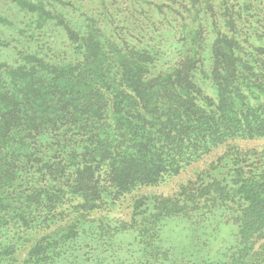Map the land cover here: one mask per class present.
Listing matches in <instances>:
<instances>
[{"label":"trees","instance_id":"trees-1","mask_svg":"<svg viewBox=\"0 0 264 264\" xmlns=\"http://www.w3.org/2000/svg\"><path fill=\"white\" fill-rule=\"evenodd\" d=\"M0 264H264V0H0Z\"/></svg>","mask_w":264,"mask_h":264},{"label":"rangeland","instance_id":"rangeland-1","mask_svg":"<svg viewBox=\"0 0 264 264\" xmlns=\"http://www.w3.org/2000/svg\"><path fill=\"white\" fill-rule=\"evenodd\" d=\"M7 31L10 32V33L12 32V30H7ZM205 158H207V156H204L199 161V164H195L192 167L186 168L183 172L180 173V175H177V176H175V177H173L171 179H168L161 186H158L157 187V192H163V193L171 192L174 188L177 187V185H178L177 183L182 180V179H180V176L181 175H183V177L187 176L192 171H194V169L198 168L201 164L203 165L202 161ZM128 203H129L128 199H122L119 202L118 206L115 208L114 212H116L118 215H121V216L125 215L126 216L127 212H128ZM175 219L176 218H174V219L173 218H168L166 220L167 223L165 224L164 228L169 227L170 230H172L174 228V233H172V237L177 240V243H178L179 247H182L183 245L190 244V237H189L188 233L187 234L185 233V231L189 232V228L188 227L184 228L183 225L180 222H178L177 220H175ZM230 225L235 228L234 225H232V224H230ZM164 228H163V230H164ZM165 232H167V229H165ZM219 239H221V238H219ZM222 239H226V238H222ZM123 240H124V243L121 242V245L124 247V245L129 241V238H127V235H125ZM129 248H131V247H129ZM109 253H111V252L109 251ZM127 254L128 253H125V251L123 250V254H120V255H121V257H126Z\"/></svg>","mask_w":264,"mask_h":264}]
</instances>
